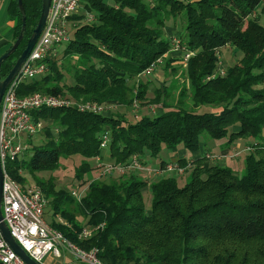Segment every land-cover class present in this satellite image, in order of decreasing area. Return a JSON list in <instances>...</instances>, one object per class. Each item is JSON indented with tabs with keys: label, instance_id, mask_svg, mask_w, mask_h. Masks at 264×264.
<instances>
[{
	"label": "trees",
	"instance_id": "1",
	"mask_svg": "<svg viewBox=\"0 0 264 264\" xmlns=\"http://www.w3.org/2000/svg\"><path fill=\"white\" fill-rule=\"evenodd\" d=\"M22 1L25 36L2 63V77L25 48L41 14L42 0ZM85 7L94 9L97 19L72 31L61 56L78 59L69 70L73 83L64 82L66 73L57 57L50 60L49 74L25 83L20 94L42 91L120 106H131L138 99L141 105L160 103L164 111L131 122L116 111L99 114L77 106L34 110V116L44 120L39 134L45 140L34 143L29 138L32 146L12 163V175L22 183L24 173L34 176L49 200L50 215L45 212L49 223L80 247L97 248L107 264H264V87H260L264 84V24L259 20L264 0H88ZM7 13L14 21L10 47L22 27L18 0H9ZM180 15L184 33L170 26L168 30L167 19ZM175 34L195 53L186 67L182 62L172 65L170 56L165 66L172 72L183 69L191 87V107L185 99L188 88H182L177 100L165 85L150 92V82L141 76L172 50ZM226 45L237 61L223 67L219 50ZM220 66L225 74L213 76ZM203 105L212 109L199 112ZM105 132L109 143L103 149ZM204 134L216 140L227 137V147L239 138H255L249 144L244 172L238 174L209 158L206 152H213L205 150L192 160H177L191 164L190 179L183 185L174 174L150 185L135 173L115 181L91 178L81 201L71 191L58 188L53 175L35 177L38 172L59 169L62 157L77 158L75 180L83 184L94 167L90 159L98 155L104 159L106 149L109 160L122 163L134 154L142 159L157 157L164 145H182L194 154L204 150ZM29 150L33 154L26 161ZM147 186L152 195L148 210L144 205ZM101 223L104 226L90 238H79L84 227Z\"/></svg>",
	"mask_w": 264,
	"mask_h": 264
},
{
	"label": "built area",
	"instance_id": "2",
	"mask_svg": "<svg viewBox=\"0 0 264 264\" xmlns=\"http://www.w3.org/2000/svg\"><path fill=\"white\" fill-rule=\"evenodd\" d=\"M88 0H51L48 16L43 30L35 43L29 56L22 64L14 79L7 86L0 105V160L4 172L3 197L1 210L12 236L35 261L44 264V259L52 255L54 258L68 256L65 264H107L98 256L97 248L84 249L67 238L62 231L53 227L45 218L49 200L39 185L32 181L24 183L18 181L11 173V165L29 149V138L39 134L44 127V120L36 118L34 110L41 108H61L77 106L80 111H89L99 114H108L117 103H98L96 101H76L70 96L55 95L42 91H35L24 95L20 94L22 86L32 80L42 78L50 72V60L59 57V48L67 44L74 30L80 24L93 23L97 13L85 7ZM172 50L181 53L183 67L188 64L189 58L194 55V50L178 36L171 37ZM160 57L148 66L141 76L151 75ZM222 62H220V65ZM214 75H224L221 67ZM138 108V102L134 101ZM119 105V104H117ZM27 136L26 140L23 137ZM109 143V133L102 136L101 148H106ZM249 144L244 150H251ZM237 156L239 152L231 153ZM211 159L221 156L207 154ZM95 158L96 168L100 169V176H120L133 174L140 171L147 178L162 177L169 174L182 176L189 171L191 164L181 165L180 162H165L152 166L138 154L131 156L129 161L106 162L98 155ZM23 174V171L20 170ZM96 178V177H95ZM89 184H81L71 190L76 200L81 201ZM57 220H64L57 216ZM104 223L96 226H86L80 233V239L90 238L94 232L102 228ZM0 264H27L9 245L0 229Z\"/></svg>",
	"mask_w": 264,
	"mask_h": 264
},
{
	"label": "rangeland",
	"instance_id": "3",
	"mask_svg": "<svg viewBox=\"0 0 264 264\" xmlns=\"http://www.w3.org/2000/svg\"><path fill=\"white\" fill-rule=\"evenodd\" d=\"M6 1V0H5ZM107 1V0H106ZM260 7H258V10L257 11H260ZM92 12L94 14H96L97 12L93 9ZM6 11L5 9H3L2 13L0 14V26L1 27H5L4 26V22L7 20V16H6ZM260 23L261 24H264V13L262 12L261 15H260ZM167 28L168 30L171 29L170 27L173 28L174 31H176V33H184V28L183 26H181L183 24V18L180 16H177V17H170L167 19ZM177 24V26H176ZM170 26V27H168ZM73 31V30H72ZM73 33V32H71ZM168 35V34H167ZM166 35V37H167ZM175 36H177V34H175ZM65 46L66 44H63L60 48H59V63L62 65V70L65 71L66 73V77L64 79V82L67 83V84H71L73 83V79H72V75L69 73V70L71 68H73V65L75 63L78 64V59L76 56L74 55H66L65 57H61L62 54H64V49H65ZM219 53H220V59H221V64L223 67H228L232 64H234L237 59L236 57H234V52H233V49H231V47L229 46H224L222 48H220L219 50ZM172 58V65H180L181 64V53L179 51H173L171 50L169 53L165 54L164 56H162L161 59L162 60V63H158L155 71L149 75V76H146L144 77L143 79L145 80H148L150 82V87L149 88H154V85H153V79L154 78H159V75L158 74L159 70L161 71L162 68L165 66V61H166V58ZM178 56V57H177ZM159 59V58H158ZM80 64V63H79ZM158 72V73H157ZM173 75V77H175L176 75H180L181 79L179 78V84L177 87V89H175L174 93H173V96L175 99H180L181 98V93H182V88L183 87H186L188 88V92L187 94L185 95V99H186V103L191 107L193 106V101L190 97V93H191V87H190V84H189V81L188 79H186L185 75L183 74V69L180 68V69H177L176 71H173L171 73ZM183 76H184V80H183ZM182 81V82H181ZM260 87H264V84L261 85ZM170 88H172V86H170ZM174 89V87L172 88V90ZM154 89H150V92H152ZM169 90V89H168ZM171 90V89H170ZM134 101H137L138 102V108L135 106L136 104H134ZM133 101V104L131 106H120V105H115L113 106V110L111 109V111H116L117 113L119 112L120 114H123L125 116V118L128 120V121H136L138 119V117H142L144 115H152L150 112V110L148 109L149 106L147 105H141L139 102L138 99H134ZM170 102V101H169ZM212 109V107L210 105H203V106H199L197 108V110L199 112H204V111H210ZM203 136V140H204V150H209L210 152H213V153H216L218 151V144L220 143H224L225 141H227V137L224 138V139H221V140H216V139H211L207 136L202 135ZM27 139V136H24L23 137V140H26ZM31 141L34 142V143H37V142H41V141H44L45 140V137L42 135V134H36L32 137H30ZM241 141H242V144H254V142L256 141L255 138L253 137H243L241 138ZM243 144V146H244ZM29 146H32L31 144H29ZM242 146V147H243ZM241 147V146H240ZM246 146H244L243 148H245ZM242 148V149H243ZM180 149H185L182 145H178V147L176 148H168L166 147L165 145L161 148V151L159 153V155L157 157H150V156H144V159L147 163H149L150 165L152 166H157V165H160L161 164V160H165V162H168V163H175L177 161V155H178V151ZM242 149H237V150H234V152H239V155L241 154V156L238 158L237 161L234 162V170L238 173V174H242L244 172V168H245V157L248 153V150H242ZM242 150V151H241ZM32 150H29L27 151L26 153V161H29L32 157ZM109 152L108 150L106 149L105 150V158H104V161L106 162H112L111 160H109L107 158ZM238 156V155H237ZM233 157H236L233 155ZM224 159V158H223ZM73 161H78V159L76 158L75 160H73V158H61V167L59 169H56L54 171H41V172H38L36 173L35 177H39V178H48L50 175H53L56 179V185L58 188H61L65 191H71L74 187L76 186H79L81 185L82 183H79L78 181L75 180V165L73 163ZM91 163L94 165L93 169H91L86 175H85V180H87L88 182L86 183H83V185L85 184H89L90 183V179L91 178H97V176H100V169H97L95 164H96V161H95V158H91L90 159ZM215 161V160H214ZM136 174V177L140 180H148L149 182V185L152 183V182H155L156 180L160 179L161 177H155V178H147L146 174L140 172V171H136L135 172ZM129 176V174H127ZM172 175L169 174V175H166V176H170ZM27 176H28V179L32 182H35L34 181V176H32L29 172L27 173ZM190 172H186V174L182 175V176H177L178 177V181L180 183V185H183L188 179H190ZM120 177V175L118 174H115V175H112V176H104L103 178H99V179H106L107 181H110V180H114L116 178ZM120 179H118L117 181L119 182ZM124 180V179H123ZM115 181V180H114ZM77 204V202H75ZM151 203H152V195H151V190H150V187L147 186L146 189H144V205H145V208L148 210L150 209L151 207ZM73 206L75 209H76V206L77 205H71ZM71 208V207H70ZM50 209L49 207H47L46 209V213L48 215H50ZM46 220L48 221V218L45 216ZM80 218V217H79ZM49 222V221H48ZM65 257H61V258H54L52 255H49L47 256L45 259H44V264H65V261H64Z\"/></svg>",
	"mask_w": 264,
	"mask_h": 264
},
{
	"label": "water",
	"instance_id": "4",
	"mask_svg": "<svg viewBox=\"0 0 264 264\" xmlns=\"http://www.w3.org/2000/svg\"><path fill=\"white\" fill-rule=\"evenodd\" d=\"M51 0H42V10L39 17V20L33 29L25 48L19 55V57L16 59L13 67L8 72L7 76L2 77L1 75V66L2 63L10 57L16 49L19 47L20 43L22 42L25 31H26V13L23 6V1L18 0V5L22 14V27L20 30L19 35L15 39V41L12 43V45L3 53L0 55V105L3 99L4 92L9 85V83L14 79V77L17 75L18 71L20 70L22 64L26 60V58L29 56L30 52L32 51L35 43L37 42L43 27L45 25L49 8H50ZM3 181H4V172L1 166V160H0V229L4 236V238L7 240L9 245L12 247V249L27 263V264H41L37 261H35L32 257L29 256V254L23 249V247L16 241V239L12 236L6 222L3 219V214L1 210L2 205V197H3Z\"/></svg>",
	"mask_w": 264,
	"mask_h": 264
},
{
	"label": "crops",
	"instance_id": "5",
	"mask_svg": "<svg viewBox=\"0 0 264 264\" xmlns=\"http://www.w3.org/2000/svg\"><path fill=\"white\" fill-rule=\"evenodd\" d=\"M8 3H9V0H6V1L0 0V14L2 13L3 9H5L6 14H7L6 15L7 20L4 22L5 27L0 26V55L3 54L8 49V47L12 41V38H13L14 21L9 17V15L7 13ZM158 72L157 73L160 74L159 78H154L152 80L154 88H150V89H155L157 87L163 88L164 87L163 85H165L166 88L165 87L164 88L167 89V91H170V89H171L172 93H174L175 89H177V87H179L178 84L180 83L179 78L181 77L180 76L181 74L173 77V75L171 74L172 71H169L166 68V66H164L162 68V70L161 71L159 70ZM180 80H182V79L180 78ZM183 80H184V76H183ZM170 86H172V88L174 87V89L172 90V88H170ZM148 109L151 111L150 113L152 115L153 114L157 115V114H160L164 111V108L162 107V105L160 103L159 104H151V105H149ZM243 144H242L241 138L235 140V142L233 143V145L231 147H227L225 142L220 143V144H218V151L216 153H213V155H217V156L222 155L219 159H216V161H218V163H220L222 165H228V166L234 168L233 164L235 161L238 160V158L241 156V154L236 156V157H233L230 154L233 153L234 150L242 149L244 146L248 145V144H244V146H243ZM244 149L245 148H243L242 150H244ZM204 151L205 150L202 149L197 153L190 154L186 149H180L177 152L178 153L177 160H179L180 158L192 160V158L203 154ZM210 153H212V152H210ZM225 153H227V154H225ZM206 154H209V153L206 152ZM24 176L26 178V181H30L28 179L27 173L26 174L24 173ZM69 258L70 257L65 256L64 261L69 260Z\"/></svg>",
	"mask_w": 264,
	"mask_h": 264
}]
</instances>
